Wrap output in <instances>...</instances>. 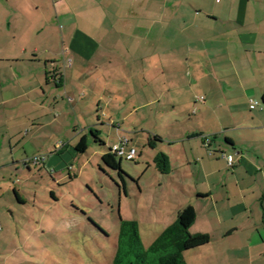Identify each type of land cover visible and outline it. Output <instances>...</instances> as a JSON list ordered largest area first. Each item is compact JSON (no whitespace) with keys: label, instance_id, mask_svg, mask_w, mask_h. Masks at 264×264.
I'll use <instances>...</instances> for the list:
<instances>
[{"label":"crops","instance_id":"obj_1","mask_svg":"<svg viewBox=\"0 0 264 264\" xmlns=\"http://www.w3.org/2000/svg\"><path fill=\"white\" fill-rule=\"evenodd\" d=\"M119 134L141 193L157 189L123 217L146 247L191 205L210 241L186 264H264V0H0V264L35 230L39 189L59 199L34 172L61 188L89 146L121 163Z\"/></svg>","mask_w":264,"mask_h":264},{"label":"rangeland","instance_id":"obj_2","mask_svg":"<svg viewBox=\"0 0 264 264\" xmlns=\"http://www.w3.org/2000/svg\"><path fill=\"white\" fill-rule=\"evenodd\" d=\"M163 115L161 113L160 117ZM111 137L115 136L109 124V139ZM67 156L71 161V155ZM85 161V172L78 173V166ZM73 164L77 175L74 178L66 175L61 188L52 182L50 175L54 171L34 172V183L48 181L49 187L57 190L59 199L52 200L48 189H39L40 196L46 194L43 200H35L36 206L27 220L28 227L31 225L35 230L28 236L25 232L17 236V250L10 254L17 264H112L119 242L120 217L138 210L140 201L148 203L156 195L153 184L141 193L130 177L129 173H136L140 168L133 161L123 159L120 163L123 172L119 175L117 170L104 165L89 146L80 163ZM60 172L66 173V169ZM121 177L127 184L129 197L126 200ZM22 216L19 211V221L24 219ZM20 240L28 244L22 246Z\"/></svg>","mask_w":264,"mask_h":264},{"label":"trees","instance_id":"obj_3","mask_svg":"<svg viewBox=\"0 0 264 264\" xmlns=\"http://www.w3.org/2000/svg\"><path fill=\"white\" fill-rule=\"evenodd\" d=\"M153 139L159 141L158 137ZM81 147L82 144L80 149ZM154 164L161 173L169 172V161L165 154L156 155ZM109 167L117 169L119 175L123 172L120 160H116L111 155H109ZM194 219V208L191 205L183 207L178 211L174 223L165 228L146 247L139 234L137 221L120 217L119 242L112 264H186L183 258L185 250L197 248L210 241L208 234L189 231Z\"/></svg>","mask_w":264,"mask_h":264},{"label":"built area","instance_id":"obj_4","mask_svg":"<svg viewBox=\"0 0 264 264\" xmlns=\"http://www.w3.org/2000/svg\"><path fill=\"white\" fill-rule=\"evenodd\" d=\"M256 104L257 102H252ZM210 143V138L204 139V145L208 146ZM111 153L116 156L117 158L124 159V160H134L137 157V149L136 147L131 143L128 136L124 134H119L117 136L116 142L110 147ZM41 158V156H34L30 158L33 162H38ZM229 165H232V162L229 161Z\"/></svg>","mask_w":264,"mask_h":264}]
</instances>
